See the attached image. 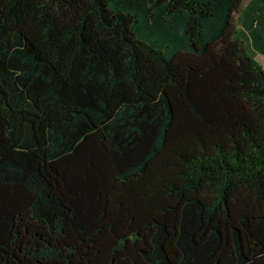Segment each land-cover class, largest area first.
I'll return each mask as SVG.
<instances>
[{
	"label": "trees",
	"instance_id": "16d2710c",
	"mask_svg": "<svg viewBox=\"0 0 264 264\" xmlns=\"http://www.w3.org/2000/svg\"><path fill=\"white\" fill-rule=\"evenodd\" d=\"M264 0H0V264H264Z\"/></svg>",
	"mask_w": 264,
	"mask_h": 264
},
{
	"label": "rangeland",
	"instance_id": "374dc122",
	"mask_svg": "<svg viewBox=\"0 0 264 264\" xmlns=\"http://www.w3.org/2000/svg\"><path fill=\"white\" fill-rule=\"evenodd\" d=\"M257 60L259 61V63L263 66L264 68V58L263 57H257Z\"/></svg>",
	"mask_w": 264,
	"mask_h": 264
}]
</instances>
